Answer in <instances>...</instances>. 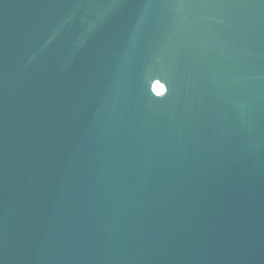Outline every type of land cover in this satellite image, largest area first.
Returning a JSON list of instances; mask_svg holds the SVG:
<instances>
[{"label":"water","instance_id":"water-1","mask_svg":"<svg viewBox=\"0 0 264 264\" xmlns=\"http://www.w3.org/2000/svg\"><path fill=\"white\" fill-rule=\"evenodd\" d=\"M0 264H264V0H0Z\"/></svg>","mask_w":264,"mask_h":264},{"label":"bare ground","instance_id":"bare-ground-1","mask_svg":"<svg viewBox=\"0 0 264 264\" xmlns=\"http://www.w3.org/2000/svg\"><path fill=\"white\" fill-rule=\"evenodd\" d=\"M158 92L159 93H162L163 92V89L161 87H159Z\"/></svg>","mask_w":264,"mask_h":264}]
</instances>
